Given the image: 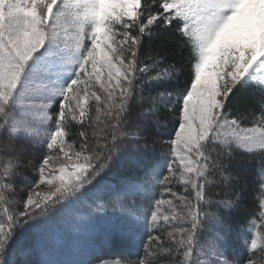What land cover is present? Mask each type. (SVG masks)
<instances>
[{
  "label": "snow or ice",
  "instance_id": "1",
  "mask_svg": "<svg viewBox=\"0 0 264 264\" xmlns=\"http://www.w3.org/2000/svg\"><path fill=\"white\" fill-rule=\"evenodd\" d=\"M257 157L264 254V0H0V264H89L52 257L108 210V239L147 237L118 264H240L225 250Z\"/></svg>",
  "mask_w": 264,
  "mask_h": 264
},
{
  "label": "trees",
  "instance_id": "2",
  "mask_svg": "<svg viewBox=\"0 0 264 264\" xmlns=\"http://www.w3.org/2000/svg\"><path fill=\"white\" fill-rule=\"evenodd\" d=\"M258 115V113H257ZM248 119H251L249 116ZM249 168V188H248V195L246 197V202L241 206V209L238 212L232 214L230 223L233 230L234 239L227 247L226 254L229 258H235L240 261V264H247L249 258H252L256 261V264H264V254L260 253L259 249L251 250L250 249V240L255 238L254 232L250 229L249 224L252 219L258 218L259 207V179H260V163L259 157L255 159H251L248 164ZM26 175H31L30 172H26ZM124 172H114L108 176L107 180L108 183L111 185H119L122 179L124 178ZM16 186L18 189L24 187L23 178H19L16 181ZM175 190L180 192L182 191V186L179 184L175 185ZM98 196H102L104 200H108L109 196L106 194L104 189L98 190ZM218 197L213 196L212 199H217ZM136 199V197H128V200ZM78 206V207H77ZM80 206V207H79ZM81 206H85L82 203L73 206L74 211H78L79 213L85 214L87 213V207L83 209ZM81 208V212H80ZM119 212H113L112 210H108L106 213H100L99 215L92 218V222L95 225V228H99L97 234H93L92 236L84 235L83 238L87 240V244H83L80 240L78 243H82V246H77L74 248L73 243L76 240L70 242L66 239V247L62 250L55 251L59 252L58 255H53L52 258L59 259V257H64L65 259L71 257H82L83 255L87 254V257L80 260V261H89V264H97L101 261L106 260H123V259H138V258H145L146 252V240L147 237L145 236L143 240H139L135 243L134 247H129L128 243L122 240L118 234L113 233L111 239H108L106 236V228L104 221L108 218H116L120 217ZM94 231V230H93ZM102 231H104L102 233ZM213 232V222L209 220L202 231L201 239H206L209 237ZM34 236H32L31 242L23 241L22 245L26 246L25 243L28 242L26 247H31L34 243L36 234L32 232ZM25 234H29L31 237V232H25ZM155 234V233H154ZM238 234V236H237ZM98 239H96V236ZM93 237H95L93 239ZM92 238V239H89ZM31 245V246H29ZM86 245V246H84ZM28 255L21 259V256L15 257L21 264H41V261L47 259L48 257L46 254H41L39 251ZM81 253V254H79ZM135 253H139V256L135 255ZM31 256V257H30ZM46 256V257H45ZM68 257V258H67ZM156 264H171V258L164 253H158L156 257ZM60 260V259H59Z\"/></svg>",
  "mask_w": 264,
  "mask_h": 264
},
{
  "label": "rangeland",
  "instance_id": "3",
  "mask_svg": "<svg viewBox=\"0 0 264 264\" xmlns=\"http://www.w3.org/2000/svg\"><path fill=\"white\" fill-rule=\"evenodd\" d=\"M42 188H43V186H42ZM78 207V206H77ZM80 207V206H79ZM83 209H85L86 207L85 206H81ZM74 210V209H73ZM82 210H81V208H80V212H81ZM82 214V213H81ZM97 231H99V228H95L94 229V231L92 230V231H90V232H83L84 233V235H89V236H92L93 234H97ZM104 231H102V233H103ZM83 233H76V234H73L72 235V237L70 238V242L71 241H73V240H75L74 241V243H73V246H74V248H76L77 246H80V248H81V246H82V243L81 242H83L84 240H85V238H83ZM32 236H34L33 235V233L31 232V237H29V234H25L24 233V235H23V237H22V242L23 241H28V242H31V240H32ZM96 236V235H95ZM95 237H93V239H94ZM89 239H92V238H89ZM92 239V240H93ZM96 239H98V237L96 236ZM68 241H69V239H67ZM78 240H80L81 242L80 243H78ZM28 242H26L25 243V245L27 246L28 245ZM83 244H87V240H85L84 242H83ZM29 246H31V245H29ZM84 246H86V245H84ZM82 248H83V246H82ZM35 252H37V251H35ZM32 253H34V252H32ZM59 254V252H54V255H58ZM79 254H81V253H79ZM46 256H47V254H46ZM45 256V257H46ZM25 256H21V259L22 258H24ZM31 257V256H30ZM48 257V256H47ZM87 257V254H85V255H83L82 257H71V258H68V259H65L64 257H59V259L60 260H64V261H69V262H71V261H79V260H82V259H84V258H86ZM120 260H106V262H107V264H118V262H119ZM101 262H103V261H101ZM101 262H98L97 264H101Z\"/></svg>",
  "mask_w": 264,
  "mask_h": 264
}]
</instances>
